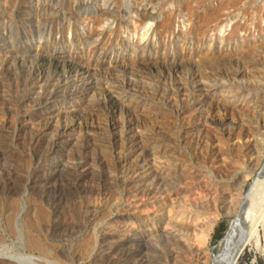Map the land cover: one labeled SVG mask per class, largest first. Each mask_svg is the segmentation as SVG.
I'll use <instances>...</instances> for the list:
<instances>
[{"label":"rangeland","instance_id":"obj_1","mask_svg":"<svg viewBox=\"0 0 264 264\" xmlns=\"http://www.w3.org/2000/svg\"><path fill=\"white\" fill-rule=\"evenodd\" d=\"M263 140L264 0H0V264H212Z\"/></svg>","mask_w":264,"mask_h":264},{"label":"bare ground","instance_id":"obj_2","mask_svg":"<svg viewBox=\"0 0 264 264\" xmlns=\"http://www.w3.org/2000/svg\"><path fill=\"white\" fill-rule=\"evenodd\" d=\"M262 168L258 174L256 181L249 187H242V184L237 190L235 201L236 211L235 220H230L229 228L225 237L218 242L211 251H207V262L212 264H226V261L232 260L237 256L238 248L241 246L240 240L246 236L249 231H253L257 226L263 231L264 237V140L262 147ZM246 182V181H245ZM243 182V184H246ZM247 225L248 229L241 237H238L237 245L228 252L227 246L229 243L230 233L232 229L239 225ZM260 234V233H259ZM32 250H35L34 248ZM256 252L261 253L264 251V246L259 245L254 249Z\"/></svg>","mask_w":264,"mask_h":264}]
</instances>
